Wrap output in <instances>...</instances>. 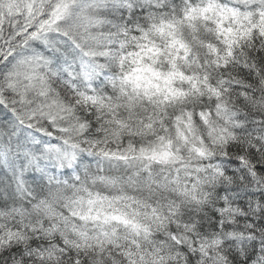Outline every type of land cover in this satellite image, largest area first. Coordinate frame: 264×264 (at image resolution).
I'll use <instances>...</instances> for the list:
<instances>
[{
  "label": "snow or ice",
  "instance_id": "6c2138e0",
  "mask_svg": "<svg viewBox=\"0 0 264 264\" xmlns=\"http://www.w3.org/2000/svg\"><path fill=\"white\" fill-rule=\"evenodd\" d=\"M0 264H264V0H0Z\"/></svg>",
  "mask_w": 264,
  "mask_h": 264
}]
</instances>
